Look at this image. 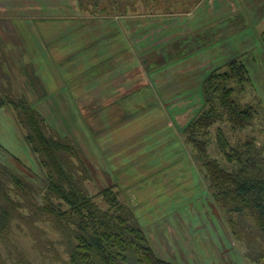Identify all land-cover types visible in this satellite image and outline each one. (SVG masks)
<instances>
[{
    "label": "rangeland",
    "instance_id": "rangeland-1",
    "mask_svg": "<svg viewBox=\"0 0 264 264\" xmlns=\"http://www.w3.org/2000/svg\"><path fill=\"white\" fill-rule=\"evenodd\" d=\"M82 1L85 11L76 26L59 27L50 35L55 38L50 44L70 62L96 49L110 55L121 41V29L134 58L128 72L130 93L92 94L88 67H46L41 49L34 52L38 56L31 65L26 51L32 50L26 44L38 48L42 41L28 31L22 34L23 46L10 36L14 48L8 52L0 35V95L26 98L44 116L48 134L70 140L82 157L76 173L84 177L86 190L101 203V190L112 186L159 256L180 264H250L244 247L227 232L182 129L202 107L203 95L194 92L210 71L240 57L251 82L233 95L251 107L254 117L234 131L222 122L215 124L209 154L227 165L216 143L218 126L231 144L253 139L264 149V0H200L194 5L171 0L176 2L173 9L159 5V0ZM28 26L39 28L37 20ZM2 52L8 60L2 59ZM138 65L140 73L133 69ZM104 68L98 65L92 74L105 77ZM155 78L165 87L152 83ZM24 133L13 106H1L0 160L11 165L18 158V171L41 177L44 170ZM82 164L85 171L79 169ZM41 183H28L31 192L23 203L27 208L18 209L0 235L3 264H67L63 235L39 207L44 204L37 195L44 190Z\"/></svg>",
    "mask_w": 264,
    "mask_h": 264
},
{
    "label": "trees",
    "instance_id": "trees-1",
    "mask_svg": "<svg viewBox=\"0 0 264 264\" xmlns=\"http://www.w3.org/2000/svg\"><path fill=\"white\" fill-rule=\"evenodd\" d=\"M160 1L168 9L176 4L174 0ZM188 1L194 5L198 0ZM248 82L251 75L240 57L210 71L201 87L202 107L182 134L230 237L244 247L248 263L264 264V149L253 139L233 145L218 126L216 143L227 165L209 154L215 124L222 122L234 131L251 123V107L242 106L233 95L242 92ZM2 96L0 107L12 105L15 109L24 139L37 154L44 175L30 177L18 171V158L11 165L0 160V235L8 230L13 215L20 213L18 209L27 208L23 203L31 192L28 183L39 181L44 188L37 193L44 202L40 210L63 235L67 264H180L155 252L137 217L112 186L101 190V203L86 190L84 177L76 173L77 160L82 158L79 151L70 140L48 134L44 116L26 98ZM79 169L86 170L83 164ZM22 198L24 202L19 200Z\"/></svg>",
    "mask_w": 264,
    "mask_h": 264
},
{
    "label": "crops",
    "instance_id": "crops-1",
    "mask_svg": "<svg viewBox=\"0 0 264 264\" xmlns=\"http://www.w3.org/2000/svg\"><path fill=\"white\" fill-rule=\"evenodd\" d=\"M198 1H196V4L198 3ZM83 8L84 5L82 0H0V35H2V37L5 36V39L7 41H4V44L2 43L4 45V52H8V50L14 48L13 42L9 41L8 39H12L11 37L16 36L23 46L24 43L22 40V34L25 32L27 33L28 31H32L33 34L35 33L41 36L42 44L41 46H38V48L30 45V43L26 44V48L29 45V48H31L32 50L31 53H28V51H26L28 54L27 59H29V63L31 62V65V60L33 59L35 61L38 56L35 55L34 52L38 53V49H41V58L42 61L45 60L47 62L45 64L46 67L48 66V63H54L58 66H65L70 71L74 70L77 65L79 69L88 67V71L90 72L89 90L93 91L92 94H129L130 76L128 72L132 67L131 59L134 58H132L131 46H129V43L125 42L122 39L123 31L121 29V41L117 42L119 43V45L117 44L115 47L112 46L110 55H108L110 51L105 52L104 49V54L102 53V49L98 51L96 49V51L94 53L92 52L88 57H78L76 61L70 62L68 58L69 56L66 55L65 57V55L60 54L59 52H57V49L50 44V42L55 39L50 37V35L54 34L59 27L66 26L65 28H67L69 26L72 30L73 27L76 26L79 19L83 16V12L85 11ZM203 12L204 11L202 10L200 12H197V18ZM195 16L196 15H194L193 17ZM52 19L55 21H52ZM32 20H37V23L39 25L38 29H29L28 22ZM197 22L198 20H194V23ZM55 24L56 27H52ZM23 28L25 29L23 30ZM101 29L102 31H104L103 27ZM142 44L143 43L139 42V45ZM114 56H119V58L115 60ZM8 57L9 56L3 53L2 59L8 60ZM138 61L145 69V65L140 57L138 58ZM98 65H100L101 67H105L103 69V73L107 71L105 77L99 76L98 78H96V76H94V72L92 74V69ZM133 69H135L137 73H140L141 71L139 70L140 65L136 66V68ZM124 73L125 75H123ZM56 75L57 82H61L58 74ZM152 83H156V85H158L160 88H162L163 86L165 87L164 83H161L160 78H155V82L154 80H152ZM194 93L201 94V88H199V91Z\"/></svg>",
    "mask_w": 264,
    "mask_h": 264
}]
</instances>
